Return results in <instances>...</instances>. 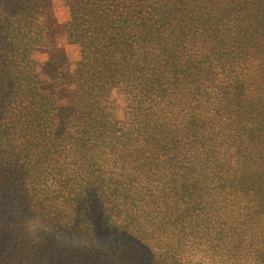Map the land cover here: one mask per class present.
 I'll return each mask as SVG.
<instances>
[{"label":"trees","instance_id":"1","mask_svg":"<svg viewBox=\"0 0 264 264\" xmlns=\"http://www.w3.org/2000/svg\"><path fill=\"white\" fill-rule=\"evenodd\" d=\"M65 1L60 105L51 0H0V264H264V0Z\"/></svg>","mask_w":264,"mask_h":264},{"label":"rangeland","instance_id":"2","mask_svg":"<svg viewBox=\"0 0 264 264\" xmlns=\"http://www.w3.org/2000/svg\"><path fill=\"white\" fill-rule=\"evenodd\" d=\"M94 1V0H93ZM51 10L54 18H56L58 24L61 27L60 44L63 47V51L67 56V63L70 69V86L68 89V95L61 98L58 103L60 105H66L70 102L73 93V74L77 66V63L81 59L80 47L77 44L70 43L67 39V33L65 31V24L71 19L70 8L65 0H51ZM264 36V35H263ZM262 50H264V37L261 40ZM34 58L41 62L47 59V54L42 52H35ZM231 66H238L237 70L239 75L236 74L235 78L238 81L244 83V85L251 88V96L254 99H262L264 95V53L256 52L255 54H246L239 59H235ZM235 76V74H234ZM261 101V100H257ZM255 102V101H252ZM124 99L118 97V116L123 119L124 116ZM261 119V118H260ZM262 122V119H261Z\"/></svg>","mask_w":264,"mask_h":264}]
</instances>
